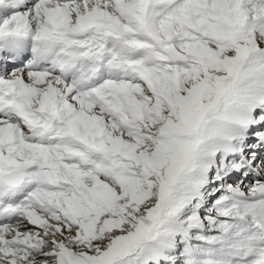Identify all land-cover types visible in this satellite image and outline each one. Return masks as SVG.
<instances>
[{
	"label": "snow or ice",
	"instance_id": "obj_1",
	"mask_svg": "<svg viewBox=\"0 0 264 264\" xmlns=\"http://www.w3.org/2000/svg\"><path fill=\"white\" fill-rule=\"evenodd\" d=\"M0 264H264V0H0Z\"/></svg>",
	"mask_w": 264,
	"mask_h": 264
}]
</instances>
